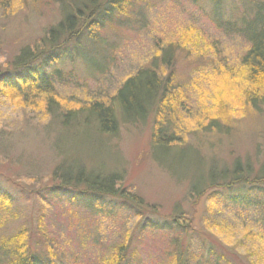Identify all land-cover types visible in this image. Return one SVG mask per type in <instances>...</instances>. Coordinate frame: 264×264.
I'll return each mask as SVG.
<instances>
[{
    "label": "rangeland",
    "instance_id": "rangeland-1",
    "mask_svg": "<svg viewBox=\"0 0 264 264\" xmlns=\"http://www.w3.org/2000/svg\"><path fill=\"white\" fill-rule=\"evenodd\" d=\"M221 1V9L232 18L239 16L238 7H248L247 0ZM134 7L139 14L131 8L122 16L126 27L100 34L113 41L110 62L104 60L99 43L77 52L73 48V64L67 60L52 66L65 80L53 84L52 108L45 106L48 95L27 93L32 104L24 101L25 95L0 86V192L15 203L11 211L0 210V235L27 225L34 245L36 219L42 212L43 228L52 244L57 241V264H102L110 247L126 239L128 263L122 264H166L176 254L183 264H225L215 259L209 246L230 256L231 264H264L260 208L232 200L255 196L249 184L225 186L228 176L210 189L204 178L209 190L196 198L187 194L200 172L229 169L239 161L248 166L251 178L264 165V104L247 106L239 91L246 84L240 57L248 44L215 26L210 0H134ZM60 16L56 0H13L0 6V71L11 70L22 48L45 46L41 38ZM168 45L173 46L174 59L170 66L161 65L159 55ZM154 58L157 73L177 94L176 151L167 157L152 152L151 133L160 123L156 111L144 121H121L118 132L109 136L61 125L60 111L112 96L126 77ZM16 72L22 75L25 69L7 74ZM62 160L73 168L118 172L119 185L139 196L142 207H122L106 195L105 207L91 206L96 216L84 222L81 211L89 206L75 203L72 188L59 194L49 188L29 194L49 187V175ZM166 221L174 223L172 229L165 228Z\"/></svg>",
    "mask_w": 264,
    "mask_h": 264
},
{
    "label": "trees",
    "instance_id": "trees-1",
    "mask_svg": "<svg viewBox=\"0 0 264 264\" xmlns=\"http://www.w3.org/2000/svg\"><path fill=\"white\" fill-rule=\"evenodd\" d=\"M12 1L0 0V6L10 4ZM56 1L61 6V16L55 24L47 28L45 35L41 38L45 46L40 45L41 47L34 46L33 48L26 46L12 61L13 67L9 71L21 68L25 69V72L22 75L16 72V75L11 76L7 74L8 70L0 71V86L25 95L23 96L24 101H29L26 98L29 92L36 98L48 95L45 106L49 108L55 105L53 103L55 100L51 96L54 92V82L65 81L63 74L58 69L53 70L52 66L63 61L73 64L76 61V58L72 59L74 57L73 48L77 52L78 49H92L99 43H102L105 51L104 60L110 62L109 49H113L114 44L112 40L101 36V32L107 28L117 32L122 25L126 27L127 19L122 16H125L127 10L131 8L133 9L131 12L140 13L139 9L133 8L134 0ZM210 1L211 18L215 26L224 32L242 37L248 44V48L240 57L241 75H243V82L246 84L239 91L245 97L244 102L251 107L264 104V0H247L248 12L247 9L241 11L238 7L239 16L234 18L229 15V12L221 9L223 1ZM61 36L64 37L60 39ZM63 44H71V46L64 47ZM173 50V46L168 45L167 50L159 55L162 59L161 65H171L174 59ZM109 58L110 60H108ZM156 59L154 58L150 65L143 66L126 77L112 96L94 99L78 108L60 111L58 118L61 125L69 124L68 127L71 128H92L102 135L109 136L118 132L121 121L137 123L141 120L144 121L150 111H156L155 113L160 119H158L160 126L158 125L157 129L151 133L152 152L161 151L167 157L169 152L176 151L172 146L178 142V135L174 133L175 129L173 128L177 120L174 111V104L178 103L177 94L170 88L168 79L165 81L157 73L158 70L154 66ZM98 68L100 69L101 66L98 65ZM31 101L29 102L32 103ZM159 158L162 159V156ZM155 160L157 159L155 158ZM228 176L230 180L225 181V186L231 184L250 185L248 188L255 193V196L237 195L232 200L260 208L261 214L258 219L261 224L260 228L264 231V165L256 175L251 177L252 179L248 166L245 167L239 161H235L229 169L216 171L211 169L206 174L200 172L190 181L187 194L196 198L205 192V189L209 190L204 187V178L208 180L206 182L208 187L212 186L211 189L216 188L214 182L216 183L217 179L225 180ZM49 178L53 181L49 187L41 186L40 189L29 194H38L44 188H49L50 193L59 194L66 187L72 188L77 194L73 199L75 203L82 201L85 203L83 206H89L81 211L85 216L83 217L84 222L90 215L96 216V212H91L93 210L91 206L99 209L105 207L104 199L106 197L104 196L106 195L118 200L122 207L127 206L131 209L142 207V200L139 196L124 192L125 190L119 185L121 179L118 172L100 173L81 167L73 168L62 160L53 169ZM21 191L24 192L23 189ZM262 199L263 201H261ZM0 202L2 204L0 210L7 212L14 209L15 203L9 194L0 192ZM43 218L44 214L38 213L34 229V232L38 233V238L34 241V245H30L32 231L27 225H21L7 235H0V264H57L58 254L53 249L55 246L57 248V241L52 244L53 239L46 233V228H43ZM84 219L79 218L80 221ZM166 222L168 223L165 228L172 229L174 223ZM83 226L82 223L81 233H83V229L86 230ZM127 240L113 244L102 259V264L128 263L127 256H125ZM209 247V250L216 255L215 259L223 261L225 264H231L228 259L230 256L221 252L215 253L217 250ZM182 260H184L183 257L176 254L166 264H183Z\"/></svg>",
    "mask_w": 264,
    "mask_h": 264
}]
</instances>
